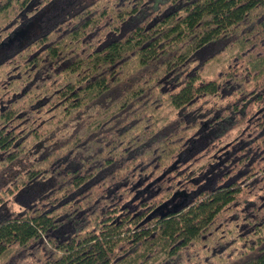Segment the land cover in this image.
I'll use <instances>...</instances> for the list:
<instances>
[{"label":"trees","instance_id":"16d2710c","mask_svg":"<svg viewBox=\"0 0 264 264\" xmlns=\"http://www.w3.org/2000/svg\"><path fill=\"white\" fill-rule=\"evenodd\" d=\"M0 264H264V0H0Z\"/></svg>","mask_w":264,"mask_h":264},{"label":"rangeland","instance_id":"374dc122","mask_svg":"<svg viewBox=\"0 0 264 264\" xmlns=\"http://www.w3.org/2000/svg\"><path fill=\"white\" fill-rule=\"evenodd\" d=\"M45 18H47V17H45ZM28 23L30 24L31 23V21H28ZM22 38V36H20V37H17L16 38V40H20ZM212 50H214V49H212ZM208 52H210V49H209V51ZM207 51H205L203 54H205V55H203V58L205 57V56H207L208 54H210V53H208ZM201 142H199V144H200ZM215 179V176H211L210 178H209V183L210 184H213L214 183V180ZM40 185H38V184H36L34 187H32V188H30V189H28V190H26L25 192H23V194L20 196V198H19V201L22 203V204H24V205H28V204H30L32 201H34L35 200V198L38 196V194L40 193Z\"/></svg>","mask_w":264,"mask_h":264},{"label":"water","instance_id":"95a60500","mask_svg":"<svg viewBox=\"0 0 264 264\" xmlns=\"http://www.w3.org/2000/svg\"><path fill=\"white\" fill-rule=\"evenodd\" d=\"M160 179H161V177H160V178H158V179H157V181H158V180H160Z\"/></svg>","mask_w":264,"mask_h":264}]
</instances>
